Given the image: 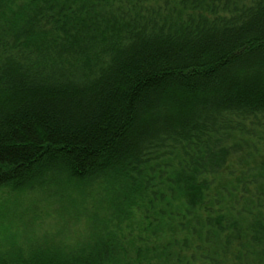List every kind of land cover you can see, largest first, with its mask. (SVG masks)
Wrapping results in <instances>:
<instances>
[{
  "label": "trees",
  "instance_id": "trees-1",
  "mask_svg": "<svg viewBox=\"0 0 264 264\" xmlns=\"http://www.w3.org/2000/svg\"><path fill=\"white\" fill-rule=\"evenodd\" d=\"M5 189L0 264H264V0H0Z\"/></svg>",
  "mask_w": 264,
  "mask_h": 264
},
{
  "label": "rangeland",
  "instance_id": "rangeland-1",
  "mask_svg": "<svg viewBox=\"0 0 264 264\" xmlns=\"http://www.w3.org/2000/svg\"><path fill=\"white\" fill-rule=\"evenodd\" d=\"M32 209L38 212L33 226L35 233L41 235L47 231L56 232L62 227L63 221L58 214L59 203L54 199H42L41 193L19 197L8 189L0 191V242L15 233L20 235L21 242L26 239L28 230L32 229L24 226L31 221L28 220L30 215L26 213H31ZM72 227L76 230L81 229L78 224H73L69 228Z\"/></svg>",
  "mask_w": 264,
  "mask_h": 264
}]
</instances>
